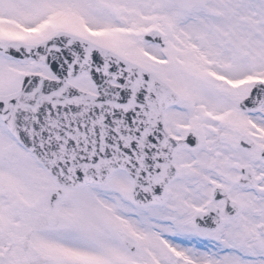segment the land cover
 <instances>
[{
	"label": "snow or ice",
	"instance_id": "snow-or-ice-1",
	"mask_svg": "<svg viewBox=\"0 0 264 264\" xmlns=\"http://www.w3.org/2000/svg\"><path fill=\"white\" fill-rule=\"evenodd\" d=\"M0 264H264V0H0Z\"/></svg>",
	"mask_w": 264,
	"mask_h": 264
}]
</instances>
